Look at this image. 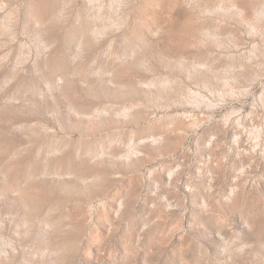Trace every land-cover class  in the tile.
Masks as SVG:
<instances>
[{
	"label": "rangeland",
	"instance_id": "rangeland-1",
	"mask_svg": "<svg viewBox=\"0 0 264 264\" xmlns=\"http://www.w3.org/2000/svg\"><path fill=\"white\" fill-rule=\"evenodd\" d=\"M0 264H264V0H0Z\"/></svg>",
	"mask_w": 264,
	"mask_h": 264
}]
</instances>
